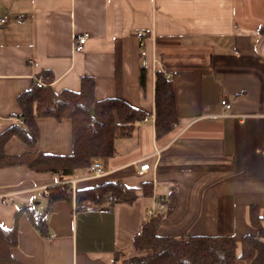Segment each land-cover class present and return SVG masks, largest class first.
I'll list each match as a JSON object with an SVG mask.
<instances>
[{"label":"crops","instance_id":"obj_1","mask_svg":"<svg viewBox=\"0 0 264 264\" xmlns=\"http://www.w3.org/2000/svg\"><path fill=\"white\" fill-rule=\"evenodd\" d=\"M0 17L6 18L0 24V132L17 122L18 95L43 70L54 73L56 90H80L82 77L92 75L98 98H123L149 120L118 138L113 156L101 157L103 176L84 168L72 179L78 187L145 180L155 187L154 196L109 209L75 211L59 200L44 238L27 211H42L45 188L62 177L26 166L0 168V223L12 227L21 210L12 250L21 264H115V253L130 249L148 219L147 209L173 188L177 205L160 234L237 240L257 234L248 210L264 207V0H0ZM140 30L147 35L140 37ZM85 32L88 41L76 51L73 37ZM158 68L175 81L179 115L161 139L154 124ZM38 124V149L71 153V119L44 117ZM28 149L16 136L5 146L9 154ZM143 163L150 164L148 172L139 171ZM237 264L253 263L239 258Z\"/></svg>","mask_w":264,"mask_h":264},{"label":"trees","instance_id":"obj_2","mask_svg":"<svg viewBox=\"0 0 264 264\" xmlns=\"http://www.w3.org/2000/svg\"><path fill=\"white\" fill-rule=\"evenodd\" d=\"M42 76L45 85L38 86L36 77ZM30 89L18 95L21 111L14 122L0 132V168L26 166L38 173L61 176V180L48 187V202L42 211L28 209V217L44 238L50 237L47 217L59 200L68 201L75 211L91 208H113L118 203H134L140 196H154L152 180L140 186H128L121 181H108L93 186L73 188L71 182L78 169L89 168L93 159L111 157L116 153V140L130 137L147 112L120 97L98 98L96 80L84 75L80 90L52 85L55 75L43 70L36 75ZM147 70L141 67L140 82L146 85ZM52 117L58 121H72V151L69 154L43 152L36 146L41 132L39 118ZM179 122L176 85L173 78L161 69L155 72V137L170 135ZM26 143L23 153L9 154L5 146L13 137ZM165 211L149 216L133 237L128 250L115 253V264H237L239 258L252 259L253 264H264V207L251 204L249 224L257 234H246L241 240L233 235H181L170 236L158 232L159 225L175 209L178 192L172 189ZM15 215L12 227L0 223V264H21L12 250L19 242V219Z\"/></svg>","mask_w":264,"mask_h":264},{"label":"built area","instance_id":"obj_3","mask_svg":"<svg viewBox=\"0 0 264 264\" xmlns=\"http://www.w3.org/2000/svg\"><path fill=\"white\" fill-rule=\"evenodd\" d=\"M6 22V18L0 17V24H4ZM138 35L140 37H145L147 35V32L144 30L138 31ZM89 38V33L85 32L82 34L74 35L73 37V47L76 51H81L84 49L86 42L88 41ZM143 43V42H142ZM37 79V85L38 86H43L45 85L44 79L42 76L36 77ZM222 105L224 109H229L231 107V103L227 99L222 100ZM148 118H145L144 121H148ZM17 122L22 123L23 120L17 118ZM150 169V164L149 163H143L139 167V171L144 173L148 172ZM89 170L91 174L95 177H101L105 174L106 168L104 165V162L101 157L94 158ZM64 182H71L73 184V188H76V179H68V180H63ZM45 192L49 193L47 188H45ZM167 205V200L165 198H158L154 201V203L147 209V214L149 216L155 215L159 211H163L166 208Z\"/></svg>","mask_w":264,"mask_h":264},{"label":"rangeland","instance_id":"obj_4","mask_svg":"<svg viewBox=\"0 0 264 264\" xmlns=\"http://www.w3.org/2000/svg\"><path fill=\"white\" fill-rule=\"evenodd\" d=\"M72 178H74V177H72Z\"/></svg>","mask_w":264,"mask_h":264}]
</instances>
